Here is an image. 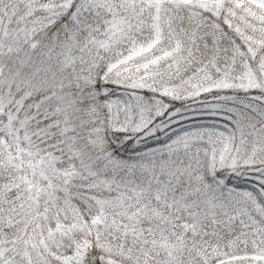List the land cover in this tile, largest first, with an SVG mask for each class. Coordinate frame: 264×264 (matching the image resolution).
<instances>
[{
	"label": "snow or ice",
	"instance_id": "obj_1",
	"mask_svg": "<svg viewBox=\"0 0 264 264\" xmlns=\"http://www.w3.org/2000/svg\"><path fill=\"white\" fill-rule=\"evenodd\" d=\"M0 264H264V0H0Z\"/></svg>",
	"mask_w": 264,
	"mask_h": 264
}]
</instances>
